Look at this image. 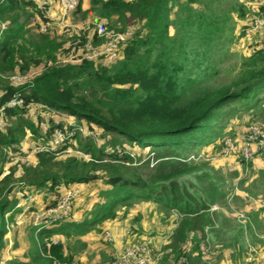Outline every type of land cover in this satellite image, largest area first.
Returning a JSON list of instances; mask_svg holds the SVG:
<instances>
[{"label": "trees", "instance_id": "obj_1", "mask_svg": "<svg viewBox=\"0 0 264 264\" xmlns=\"http://www.w3.org/2000/svg\"><path fill=\"white\" fill-rule=\"evenodd\" d=\"M201 1L89 0L87 13L103 20L108 31L125 34L136 26L117 60L108 63L105 56L102 62L86 56L88 42L94 47L102 43L97 30L83 31L65 49L50 28L42 30L57 21L50 16L49 3L0 0V263L9 223L19 213L35 211L25 206L31 194L44 192L47 200L61 195V186L89 187L99 181L106 188L100 190L102 202L90 218L79 222L70 214L52 227L34 225L24 254L28 260L13 258L6 264H72L69 248L53 242V236H83L114 219L121 208L140 202L157 204L166 218L174 212L181 217L158 264H202L203 247L210 242L239 255L247 252L248 235H256L251 221L230 226L224 211L212 209L227 197L226 185L210 163L196 157L215 141L216 125L228 104L241 101L253 109L264 98V42L256 44L232 80L217 81L209 52L223 26L196 7ZM83 4L79 0L73 14L81 12ZM256 9L253 15L264 14V2ZM239 11L247 16L243 5ZM249 28L242 25L243 35ZM60 49L65 59L77 60H60ZM36 69L39 73L29 82H12L13 76ZM14 98L22 104L9 106ZM35 104L86 121L88 129L99 127L105 142L98 145L92 135L80 137L79 124L66 126L51 119L43 134L28 116ZM64 127L66 146L50 149L54 131ZM28 131L45 149L36 151V164H21V174L15 177L14 169L7 172L6 167L22 153ZM72 139L76 144L69 142ZM126 143L149 148L152 155L136 157ZM69 145L90 159H59ZM259 213L249 216L258 222Z\"/></svg>", "mask_w": 264, "mask_h": 264}, {"label": "rangeland", "instance_id": "obj_2", "mask_svg": "<svg viewBox=\"0 0 264 264\" xmlns=\"http://www.w3.org/2000/svg\"><path fill=\"white\" fill-rule=\"evenodd\" d=\"M37 2L39 4L44 2L50 4V16H57V21L50 23L51 30L49 33L58 42H64L63 47L65 49L69 48L72 40H74L73 38L82 34L83 31L92 34L97 30L99 37L103 40L101 45L95 47L94 52H91L90 55L97 62L104 61L103 56L99 54L116 38L117 32L108 31L103 25V20H100L94 13H87L89 0H84L81 12L73 14L67 21L65 20L60 24H57L60 20L57 0H37ZM262 2L264 0H202L196 6L201 10H207L211 17L216 18L219 25L223 26V31L218 34V38L210 47L211 52H209L210 61L217 70V81L232 80L240 72L243 62L251 55L252 49L264 39V27L256 30L255 33L247 31L244 35L241 29L244 24H250L251 27L255 20L261 17H257L253 13L257 10V5ZM241 5L248 12L246 17L239 15ZM135 29L136 26L131 31ZM34 31L38 30L35 29ZM133 33L134 31L131 32V35ZM124 45L122 43L118 46L120 53ZM62 50L60 49L57 54L59 59L63 61L65 57ZM87 54L89 52H86ZM65 60L76 61L77 59L70 56L69 59ZM39 71L40 69H36L24 76L25 81H29ZM20 82L23 81L13 80L16 85ZM224 114L220 123L216 125L218 133L215 134V141L203 147L196 159L210 163L215 168L219 179L225 183L227 197L219 205L230 220L229 225L234 226L235 221L245 222L249 218L256 235L254 238L248 235L247 252L241 255L234 253L230 248L217 247L211 242V245L207 243L205 249H203L202 264H264V147L257 149L248 162L244 161L243 156V145L249 129L256 126L264 132V98L253 109H247L244 102L233 101L228 104ZM28 116L40 125L43 134L46 132L51 119L55 123L63 122L66 126L71 123L79 124V136H86V132L90 131L94 134H92L93 139L98 145L103 144L106 140L101 136L102 131L99 127L94 126L93 130L88 129V122L82 121L79 123L75 117L48 109L43 105H32ZM38 141L37 137L28 131V136L21 147L22 153H17L14 160L7 164V172L14 169L15 177H18L21 174V164H36L34 148L36 145H43L37 143ZM226 141H232L234 151H226ZM69 142L76 144L77 141L72 139ZM60 146L61 148L66 146L65 141L56 148L52 147V149L57 150ZM126 147L136 157L147 159L149 155H152L149 148H143L138 144L130 145L126 143ZM70 156L86 160L91 157L90 154L69 145L59 153L58 158L65 159ZM73 187L77 188L79 193L72 200L70 214L73 216L70 218L69 214L68 219L80 222L90 218V212L95 208V205L102 202L99 192L101 189L106 188V185L99 181L92 183L89 187L74 185L66 188L61 186V194L66 193ZM45 196L44 192L31 194L25 206L27 208L29 206L34 207L35 211L33 212H39L45 208L44 206L51 205L58 198L48 196V199L45 200ZM252 211L260 212L258 222H254L249 216ZM27 214L19 213L15 222L9 223L0 264H6L9 259L13 258L28 260V258L25 259L24 254L31 245V227L36 224L30 218L31 213ZM137 217H140V222ZM180 219V215L176 212L173 213L171 218H166L164 211L157 204L140 202L129 209L121 208L114 219L98 224L90 233L83 236L65 238L62 235H57L51 239L53 242L62 241L69 248V252L74 256L72 264H102L116 258L122 252L121 250H123L126 241L154 237L160 251L155 255L153 264H158L169 251L168 246L172 243L174 229ZM116 236L117 239L121 240L122 249L117 251L113 258L107 257L102 247L117 248ZM186 248H191L190 242L186 244Z\"/></svg>", "mask_w": 264, "mask_h": 264}, {"label": "built area", "instance_id": "obj_3", "mask_svg": "<svg viewBox=\"0 0 264 264\" xmlns=\"http://www.w3.org/2000/svg\"><path fill=\"white\" fill-rule=\"evenodd\" d=\"M79 0H57V5L59 6V22L57 24L67 21L73 13L77 10ZM50 23L43 26V31H48L50 28ZM264 27V14L261 17L257 18L255 22L251 25L249 31L255 33L256 30L262 29ZM132 31L127 33H117L116 38H114L108 45V47L100 52L99 55L105 56L108 63H113L120 56V44H125L126 40L131 36ZM264 42V39L262 40ZM118 48V49H117ZM95 47L91 42H88L86 45V52L88 59H93L90 55L91 52H94ZM26 76V75H25ZM13 80L23 81L18 83L24 84L29 81H25L24 75L17 74L12 77ZM25 81V82H24ZM22 104V100L14 98L9 106H15ZM69 125H76L69 124ZM80 129V127H79ZM82 130V129H81ZM88 130V129H86ZM90 131L86 132V135H92ZM94 135V134H93ZM67 139V132L65 127L63 129H56L50 141V149L52 147H58L63 141ZM264 147V132H262L258 127L252 126L249 129V133L245 137V142L243 145V156L245 161H249L252 156L256 153L257 149H262ZM232 141L225 142L226 151H234ZM45 147L42 145H36L34 150L41 151ZM79 190L77 188H70L66 193H63L58 196L57 200L45 207L42 211L33 212L30 215V218L35 222L39 228L52 227L68 219V216L71 212V206L73 199L78 196ZM213 210H222L221 206L216 204L212 207ZM244 217V216H243ZM109 236V234H108ZM205 249V246L203 247ZM160 251L159 245L156 243L155 238L144 239L131 241L125 245L122 252L116 256V258L111 259L108 262L102 264H153L155 261V255ZM62 264V263H55Z\"/></svg>", "mask_w": 264, "mask_h": 264}, {"label": "crops", "instance_id": "obj_4", "mask_svg": "<svg viewBox=\"0 0 264 264\" xmlns=\"http://www.w3.org/2000/svg\"><path fill=\"white\" fill-rule=\"evenodd\" d=\"M115 240H116V245H118V246H116L117 248H111V246H109V247H106V246H103L102 247V249H103V252L105 253V256H109L110 258H113L114 256H115V253L117 252V251H120L122 248V246H121V240H119V239H117V236H116V238H115ZM132 241V240H131ZM127 243H128V241H126L125 242V245H127ZM125 247V246H124ZM122 251V250H121ZM106 257V258H107ZM110 258H108V259H110Z\"/></svg>", "mask_w": 264, "mask_h": 264}]
</instances>
